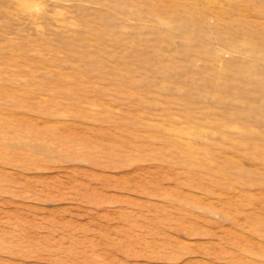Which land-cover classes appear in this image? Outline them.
I'll use <instances>...</instances> for the list:
<instances>
[{
  "label": "rangeland",
  "instance_id": "rangeland-1",
  "mask_svg": "<svg viewBox=\"0 0 264 264\" xmlns=\"http://www.w3.org/2000/svg\"><path fill=\"white\" fill-rule=\"evenodd\" d=\"M0 264H264V0H0Z\"/></svg>",
  "mask_w": 264,
  "mask_h": 264
}]
</instances>
